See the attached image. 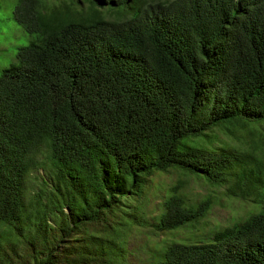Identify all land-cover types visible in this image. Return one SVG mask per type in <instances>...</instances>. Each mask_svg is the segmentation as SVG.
Listing matches in <instances>:
<instances>
[{
	"label": "trees",
	"instance_id": "trees-1",
	"mask_svg": "<svg viewBox=\"0 0 264 264\" xmlns=\"http://www.w3.org/2000/svg\"><path fill=\"white\" fill-rule=\"evenodd\" d=\"M6 20L0 264H124L129 200L173 173L154 236L208 212L186 178L258 208L149 264H264V0H0Z\"/></svg>",
	"mask_w": 264,
	"mask_h": 264
},
{
	"label": "rangeland",
	"instance_id": "rangeland-1",
	"mask_svg": "<svg viewBox=\"0 0 264 264\" xmlns=\"http://www.w3.org/2000/svg\"><path fill=\"white\" fill-rule=\"evenodd\" d=\"M3 27L0 31V73L8 61H14L15 51L13 49L22 43V33L17 26L6 20ZM43 173L40 168L34 170L30 177L35 179L38 174L43 175ZM179 179L182 180L183 177L178 173L158 175L145 189L142 198L135 197L134 200H129L128 206L131 208H127L126 211L132 212L136 208L140 223L132 224L127 228L126 245L129 253L125 255L124 264H149L151 257L158 254L164 243L210 241L215 232L233 225L239 219H244L250 210L258 208L255 205L229 200L225 197L222 189L210 188L204 183L186 178V184L180 188V191L191 204L210 198L208 212L197 224L191 227L154 236L153 234L156 233L149 228V224L159 214L161 202L166 196V190L175 185Z\"/></svg>",
	"mask_w": 264,
	"mask_h": 264
}]
</instances>
